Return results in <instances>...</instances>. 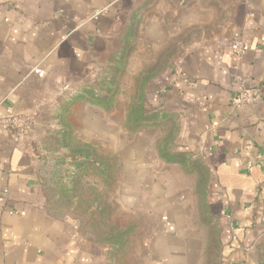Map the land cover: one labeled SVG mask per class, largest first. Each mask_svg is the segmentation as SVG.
I'll list each match as a JSON object with an SVG mask.
<instances>
[{
    "label": "crops",
    "instance_id": "crops-1",
    "mask_svg": "<svg viewBox=\"0 0 264 264\" xmlns=\"http://www.w3.org/2000/svg\"><path fill=\"white\" fill-rule=\"evenodd\" d=\"M129 45L159 59L149 74L139 69L132 106L111 79ZM236 75L261 95L232 108ZM10 115L33 124L0 131V264H109L108 245L54 200L87 165L103 184L109 162L124 208L154 220L149 264H204L210 225L218 264H254L264 236V0H0V117Z\"/></svg>",
    "mask_w": 264,
    "mask_h": 264
},
{
    "label": "rangeland",
    "instance_id": "rangeland-1",
    "mask_svg": "<svg viewBox=\"0 0 264 264\" xmlns=\"http://www.w3.org/2000/svg\"><path fill=\"white\" fill-rule=\"evenodd\" d=\"M131 45V44H130ZM129 45V46H130ZM131 47V46H130ZM155 51L148 49H130L124 52V57L120 67L117 70H113L111 74L112 88L123 89L125 95V102L129 106H132L136 102L137 97V85L139 69L144 74H149V71L154 69L155 63L159 62L158 58L153 57L149 59ZM141 72V73H142ZM106 72H100L97 75L99 81H103L107 78ZM145 116V115H144ZM147 122V120H145ZM166 133V131H165ZM161 135L164 138V134ZM166 135V134H165ZM157 137L156 132H149L143 134L142 139L145 141L146 146L153 148V141ZM169 148H172L170 145ZM149 152V150H147ZM151 151V150H150ZM146 152L145 150L140 153ZM95 153V152H94ZM61 171L70 170L71 165L69 162L59 163ZM112 167L109 168V174L106 177L103 184L101 183V175L98 166H84L71 178V182L65 186V194L56 195L54 200L58 206L60 214H67L75 218L78 222V229L81 233L96 239L92 232V226L97 224L101 229L105 230V223L119 224L120 226H130L131 231L127 236V242L123 249L117 252H109L108 261L109 264H149V262L143 257L145 252V241L149 233L153 231L154 220L150 216H145L139 209L134 210L128 207V204L124 208L122 204V187L116 186L117 176L115 163L109 162ZM112 169V171H111ZM116 180V181H115ZM182 180V179H181ZM191 182H195V179H191ZM180 179H174L172 185L180 186ZM103 185V186H102ZM119 187V188H118ZM60 189L57 191L59 192ZM118 191V193H117ZM200 202V195L194 193L192 199ZM130 201V200H129ZM131 202V201H130ZM96 205H102L107 209V222L106 217L104 219L99 218L97 210L94 208ZM203 209L200 208L198 203V213L202 214ZM94 212L90 223H88V214ZM92 223V226L90 224ZM218 229L214 225L208 226V235L210 236V242L207 250V255L204 264H218L217 262V242L216 235ZM252 261L254 264H264V236L260 237L252 247ZM216 255V256H215Z\"/></svg>",
    "mask_w": 264,
    "mask_h": 264
},
{
    "label": "built area",
    "instance_id": "built-area-1",
    "mask_svg": "<svg viewBox=\"0 0 264 264\" xmlns=\"http://www.w3.org/2000/svg\"><path fill=\"white\" fill-rule=\"evenodd\" d=\"M230 49L235 55L241 56L245 52V44L242 40L235 39L230 43ZM234 79L237 90L232 95L230 101V106L232 108H238L244 104L253 103L254 100L261 95V91L258 88L247 86L245 79L241 75H236ZM32 124L33 120L30 116L10 115L0 117V131L7 130L18 134H25L31 129ZM250 167L251 161H248L246 163V168Z\"/></svg>",
    "mask_w": 264,
    "mask_h": 264
},
{
    "label": "trees",
    "instance_id": "trees-1",
    "mask_svg": "<svg viewBox=\"0 0 264 264\" xmlns=\"http://www.w3.org/2000/svg\"><path fill=\"white\" fill-rule=\"evenodd\" d=\"M140 100L143 101L142 97ZM139 116L143 117V113L140 112ZM94 208L97 210L99 218L104 219L106 217L107 222L108 215L106 207H103L102 205H96ZM93 213L94 212L92 211L88 214V223L86 225L90 223ZM102 224L105 226V230L101 229L97 224H94L93 226L92 223L90 224L93 230L92 234L96 238L95 240L93 239V241L101 244H107L109 249L108 252L118 253L123 249L125 243L127 242V236L130 234L131 227L105 223V221Z\"/></svg>",
    "mask_w": 264,
    "mask_h": 264
}]
</instances>
